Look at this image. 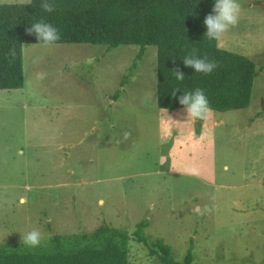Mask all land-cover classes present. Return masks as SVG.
<instances>
[{
    "label": "rangeland",
    "instance_id": "obj_1",
    "mask_svg": "<svg viewBox=\"0 0 264 264\" xmlns=\"http://www.w3.org/2000/svg\"><path fill=\"white\" fill-rule=\"evenodd\" d=\"M238 2L218 46L262 67L264 4ZM139 50L23 45L24 86L0 90V252L50 251L56 234L132 232L145 220L178 261L193 242L192 264H264V69L248 107L193 123L184 107L158 106V48L138 60ZM32 229L39 247L23 244ZM128 257L160 264L134 240Z\"/></svg>",
    "mask_w": 264,
    "mask_h": 264
},
{
    "label": "trees",
    "instance_id": "obj_2",
    "mask_svg": "<svg viewBox=\"0 0 264 264\" xmlns=\"http://www.w3.org/2000/svg\"><path fill=\"white\" fill-rule=\"evenodd\" d=\"M42 2L0 3V90L24 86L23 45L39 43L27 28L43 20L58 29L61 39L57 43L103 44L109 49L138 45V60L146 46L156 45L160 108L184 107L179 97L195 89L204 91L212 110L224 112L251 104L255 79L264 66L258 67L249 56L223 49L205 36L204 19L212 13L215 0H49L55 5L51 13L41 9ZM13 49L14 56L10 54ZM193 50L218 67L211 74L186 67L183 58ZM174 69L184 73L183 81L176 79ZM128 75L131 72L123 76L122 83ZM147 225L140 221L132 232L103 225L90 233L56 234L50 251L0 252V264H129L130 240L143 243L160 264L193 263V242L178 261L169 244L146 235Z\"/></svg>",
    "mask_w": 264,
    "mask_h": 264
},
{
    "label": "clouds",
    "instance_id": "obj_3",
    "mask_svg": "<svg viewBox=\"0 0 264 264\" xmlns=\"http://www.w3.org/2000/svg\"><path fill=\"white\" fill-rule=\"evenodd\" d=\"M40 7L43 11L49 13L55 10V5L50 3L49 0H43ZM241 12L242 8L238 0H215L212 13L208 14L204 19V24L207 28L205 36L209 40H214L219 43L225 33L239 23ZM27 32L30 35L34 34L39 43H43L46 46L55 45L61 39L58 29L43 20L31 24L27 28ZM10 54L14 56L15 50H11ZM183 63L186 67L193 68L195 73L202 74H211L218 67L215 61H210L207 57H199L195 50L183 58ZM173 72L177 80H184L185 75L182 71L174 69ZM45 76L46 74L44 72L36 73V78L39 80H43ZM177 91L179 90L174 91L172 95L175 96ZM179 103L184 106L188 121H192L193 123L196 120L205 121L212 112L210 102L202 89L184 92L179 97ZM21 234L23 244L33 248L41 245L43 237L38 229H32Z\"/></svg>",
    "mask_w": 264,
    "mask_h": 264
},
{
    "label": "crops",
    "instance_id": "obj_4",
    "mask_svg": "<svg viewBox=\"0 0 264 264\" xmlns=\"http://www.w3.org/2000/svg\"><path fill=\"white\" fill-rule=\"evenodd\" d=\"M261 3H263V4H264V0H261Z\"/></svg>",
    "mask_w": 264,
    "mask_h": 264
}]
</instances>
